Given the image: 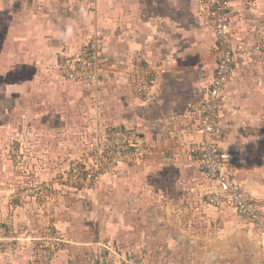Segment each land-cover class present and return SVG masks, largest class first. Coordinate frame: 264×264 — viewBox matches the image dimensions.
I'll list each match as a JSON object with an SVG mask.
<instances>
[{
    "label": "crops",
    "instance_id": "1",
    "mask_svg": "<svg viewBox=\"0 0 264 264\" xmlns=\"http://www.w3.org/2000/svg\"><path fill=\"white\" fill-rule=\"evenodd\" d=\"M21 6L14 0H0V16L6 18L0 38V61L25 65L15 72L6 66L3 72L5 77L21 78V94L9 92L13 82L5 88V96L11 103L28 105L30 112L31 95L35 96L27 90L30 67L52 58L54 68L56 54L71 50L67 48L70 42L74 47L85 37L99 35L106 63L95 92L73 85L70 97L58 91L44 94V100L39 97L37 103L43 104L45 111L43 127H49L52 120L60 122L59 136L68 139L67 136L73 135L74 144L81 131L79 141H84V137L93 141L95 129L101 123L116 128L133 127L149 143V157L140 166H119L91 189L70 188L60 183L59 178L65 174L62 172L55 177V185L59 186L55 192H62L63 188L65 191L97 188L106 192L116 180L132 171L138 170L135 175L160 171L157 164L164 155H169L177 168L195 164L187 154V147L198 140L195 126L215 68L209 0H98L92 5L38 0L28 10ZM229 22L234 35L235 70L224 91L225 107L220 114L224 133L214 140V145L218 151L236 154L228 165V174L237 187L264 200V58L250 53L264 39V0H230ZM170 59L172 65L166 67ZM138 65L144 70L165 69L166 73L157 72L152 88L147 90L148 81ZM38 70L36 76L41 75ZM53 77L67 85L55 69ZM44 78L52 79L48 73ZM172 83L187 85L193 91L184 95L180 88H175L178 86L173 90ZM67 110L73 112L70 120L64 114ZM79 155L85 156L86 151L73 150L74 157ZM17 214L7 222L15 231H21L20 239H28L26 234L34 233L25 227L29 217L23 215L22 209ZM18 223L24 224V229H17ZM3 261L0 258V264ZM4 262L13 264L8 259Z\"/></svg>",
    "mask_w": 264,
    "mask_h": 264
},
{
    "label": "rangeland",
    "instance_id": "2",
    "mask_svg": "<svg viewBox=\"0 0 264 264\" xmlns=\"http://www.w3.org/2000/svg\"><path fill=\"white\" fill-rule=\"evenodd\" d=\"M14 1L24 10L30 8ZM5 24L6 18L0 16V38ZM70 43L68 49L73 48ZM51 59L28 70L27 90L35 94L30 112L28 105L12 104L4 93L11 82L9 92L22 93L20 76L5 77L6 66L15 72L25 65L0 61V216H4L0 233L9 240L7 247L0 245V258L13 264H264V250L250 223L230 209L208 203L205 194L212 184L195 162L177 168L164 155L157 164L160 171L143 175L132 171L106 192L97 188L55 192L59 188L55 177L76 159L73 150L85 151L90 140L79 141L83 131L76 144L73 135L63 139L58 121L43 127L45 111L37 103L39 97L52 91L73 94L72 84L54 79ZM46 73L52 79L46 80ZM171 85L184 95L193 91L181 83ZM64 114L70 120L73 112ZM29 177L50 183L53 190L45 198L24 195ZM20 209L29 220L26 226L15 227L34 232L26 234L28 239H20L21 231L7 222Z\"/></svg>",
    "mask_w": 264,
    "mask_h": 264
},
{
    "label": "built area",
    "instance_id": "3",
    "mask_svg": "<svg viewBox=\"0 0 264 264\" xmlns=\"http://www.w3.org/2000/svg\"><path fill=\"white\" fill-rule=\"evenodd\" d=\"M21 1L31 5L38 0ZM97 1L66 0L69 5H92ZM229 8L230 0H209L210 24L215 41V68L195 126L198 140L189 144L187 154L197 164L202 176L212 184V188L205 194L208 203L217 209H230L248 221L259 246L264 250V200L256 199L237 187L228 174V165L235 160L236 154L218 151L214 145V140L224 133L220 121V114L225 107L224 91L235 70L234 35L229 22ZM250 53L264 58V39L256 43ZM105 63L103 40L99 35H94L71 50L58 52L54 59V69L64 82L82 86L94 93ZM171 65V59L166 61V67ZM137 67L144 71V77L148 81L147 90L152 88L157 72H166L165 69L157 71L144 70L140 65ZM85 151L86 155L76 158L62 178H59L60 183L70 188L91 189L119 166H140L150 153L148 141L136 128H116L105 123L96 127V137L87 142ZM24 189V195L45 198L53 190V186L29 177ZM8 242L0 233V245L7 247Z\"/></svg>",
    "mask_w": 264,
    "mask_h": 264
}]
</instances>
